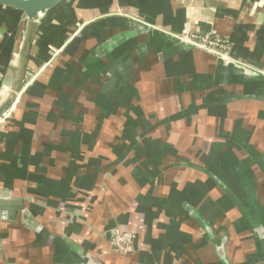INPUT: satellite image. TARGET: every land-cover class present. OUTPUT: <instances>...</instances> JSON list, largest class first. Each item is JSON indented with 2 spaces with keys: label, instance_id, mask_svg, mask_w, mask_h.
I'll list each match as a JSON object with an SVG mask.
<instances>
[{
  "label": "crops",
  "instance_id": "0c3cea01",
  "mask_svg": "<svg viewBox=\"0 0 264 264\" xmlns=\"http://www.w3.org/2000/svg\"><path fill=\"white\" fill-rule=\"evenodd\" d=\"M122 9L216 29L225 60L264 73V0H65L34 21L0 5V103L22 73L0 125V197L22 205L0 213V264H264V87L201 50L137 51L151 39ZM116 228L137 234L128 254Z\"/></svg>",
  "mask_w": 264,
  "mask_h": 264
},
{
  "label": "water",
  "instance_id": "95a60500",
  "mask_svg": "<svg viewBox=\"0 0 264 264\" xmlns=\"http://www.w3.org/2000/svg\"><path fill=\"white\" fill-rule=\"evenodd\" d=\"M63 1L65 0H0V5L17 10L21 12L26 19L34 21L54 10ZM121 13H125L127 15L124 17L126 19L127 25L130 28H134L136 34H146L151 39V42L145 45L138 43L136 46L137 51L147 50L154 46H162L163 51H160L158 53L157 58L159 59V62H163L166 58L165 56L168 55L171 56L178 52H192L201 50L212 56L217 63L219 62L224 67L232 70L234 73L233 80L235 82H240L246 85H260L264 87V73L254 67L236 63L230 60L224 61L218 55L203 50L179 38V36L186 38L188 36V32L183 33L184 35H178L177 33H173L170 30L168 31L161 25H156L154 23L149 24L148 22L144 21V19L130 16L131 13L128 10L122 9ZM212 31H214L217 35L228 39L226 36L219 33L216 29H212ZM20 81H22V73L21 78L19 79L17 77L15 79L11 76V70L6 75L4 79V85L10 88V93L0 103V118H2L7 111H9L11 105L13 104L18 93V85ZM15 203L17 205H14V208L22 209L20 200H12L0 197V213H2V211H5L8 215L7 220L11 218V211H13V207L11 205Z\"/></svg>",
  "mask_w": 264,
  "mask_h": 264
},
{
  "label": "built area",
  "instance_id": "2783aa9c",
  "mask_svg": "<svg viewBox=\"0 0 264 264\" xmlns=\"http://www.w3.org/2000/svg\"><path fill=\"white\" fill-rule=\"evenodd\" d=\"M186 32H188V36L186 38L182 36H179V38L199 48L205 49L206 51L218 55L224 61H227L225 59L229 58L232 44L228 39L217 35L214 31L201 33L197 31L187 30ZM239 63L247 65L240 61ZM13 110L14 109L11 105L9 111H7L2 118H0V125L5 124V122L11 117ZM3 218L5 220L8 219V215L6 212H4ZM134 239L135 234L132 231H115L110 237V243L116 252L126 253L132 247Z\"/></svg>",
  "mask_w": 264,
  "mask_h": 264
},
{
  "label": "flooded vegetation",
  "instance_id": "af4514ba",
  "mask_svg": "<svg viewBox=\"0 0 264 264\" xmlns=\"http://www.w3.org/2000/svg\"><path fill=\"white\" fill-rule=\"evenodd\" d=\"M115 231H130V230L116 228V229H113V230H112L111 235H112ZM132 232H134V231H132ZM134 234H135V239H134V241H133V245H132V247L130 248V250H129L128 252H126V253H119V254H128L129 252H131V251L133 250V248H134V244H135V241H136V239H137V234H136L135 232H134ZM110 237H111V236H110Z\"/></svg>",
  "mask_w": 264,
  "mask_h": 264
},
{
  "label": "rangeland",
  "instance_id": "374dc122",
  "mask_svg": "<svg viewBox=\"0 0 264 264\" xmlns=\"http://www.w3.org/2000/svg\"><path fill=\"white\" fill-rule=\"evenodd\" d=\"M189 30H190V29H189ZM189 30H188V31H189ZM201 49H202V48H201ZM56 50H57V49H56ZM56 50L54 49V50H53V53H54ZM203 50H205V49H203ZM231 50H232V49H231ZM229 57H230V56H229ZM226 59H227V58H226ZM228 59H229V58H228ZM227 61H228V60H227Z\"/></svg>",
  "mask_w": 264,
  "mask_h": 264
},
{
  "label": "bare ground",
  "instance_id": "6f19581e",
  "mask_svg": "<svg viewBox=\"0 0 264 264\" xmlns=\"http://www.w3.org/2000/svg\"><path fill=\"white\" fill-rule=\"evenodd\" d=\"M4 90H5V89H4ZM16 104H17V102H16ZM16 104H15V106H16ZM15 106H14V107H15Z\"/></svg>",
  "mask_w": 264,
  "mask_h": 264
}]
</instances>
